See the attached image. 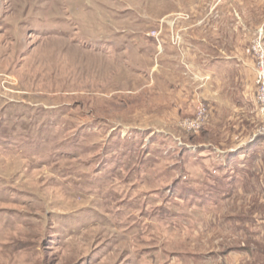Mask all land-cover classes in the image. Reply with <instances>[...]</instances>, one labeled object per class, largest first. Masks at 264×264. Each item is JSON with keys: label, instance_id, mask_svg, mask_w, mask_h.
Returning <instances> with one entry per match:
<instances>
[{"label": "rangeland", "instance_id": "1", "mask_svg": "<svg viewBox=\"0 0 264 264\" xmlns=\"http://www.w3.org/2000/svg\"><path fill=\"white\" fill-rule=\"evenodd\" d=\"M264 0H0V264H264Z\"/></svg>", "mask_w": 264, "mask_h": 264}, {"label": "built area", "instance_id": "2", "mask_svg": "<svg viewBox=\"0 0 264 264\" xmlns=\"http://www.w3.org/2000/svg\"><path fill=\"white\" fill-rule=\"evenodd\" d=\"M252 51L255 57L254 85L256 102L262 120L260 132L264 134V42L262 38L255 39Z\"/></svg>", "mask_w": 264, "mask_h": 264}]
</instances>
